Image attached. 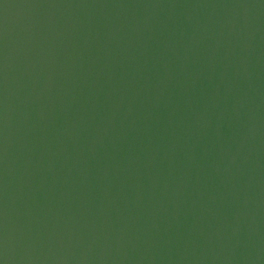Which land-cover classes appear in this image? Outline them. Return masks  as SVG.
Here are the masks:
<instances>
[{"label": "water", "instance_id": "water-1", "mask_svg": "<svg viewBox=\"0 0 264 264\" xmlns=\"http://www.w3.org/2000/svg\"><path fill=\"white\" fill-rule=\"evenodd\" d=\"M0 264H264V0H0Z\"/></svg>", "mask_w": 264, "mask_h": 264}]
</instances>
